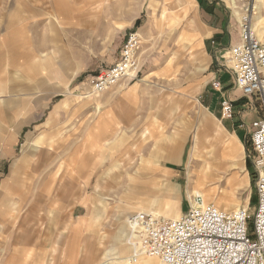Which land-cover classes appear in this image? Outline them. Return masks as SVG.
<instances>
[{
  "label": "rangeland",
  "instance_id": "rangeland-1",
  "mask_svg": "<svg viewBox=\"0 0 264 264\" xmlns=\"http://www.w3.org/2000/svg\"><path fill=\"white\" fill-rule=\"evenodd\" d=\"M55 1L0 0V209L10 211L0 214V264H157L150 256L131 258L127 219L141 207L179 217L194 190L225 211L251 216L248 135L239 159L211 135L199 153L189 152L210 111L203 100L218 103L217 120L208 115L215 123L227 94L244 124L263 113L257 98L247 110L221 66L225 49L216 60L203 48L205 4L126 0L121 15L110 16L106 0H65L61 10ZM216 1L230 25L236 15ZM256 5L253 25L264 38V6ZM133 29L141 40L136 77L88 92L87 80L117 59ZM201 57L215 63L202 69ZM189 172L202 179L189 184ZM11 230L39 238L28 244Z\"/></svg>",
  "mask_w": 264,
  "mask_h": 264
},
{
  "label": "built area",
  "instance_id": "built-area-1",
  "mask_svg": "<svg viewBox=\"0 0 264 264\" xmlns=\"http://www.w3.org/2000/svg\"><path fill=\"white\" fill-rule=\"evenodd\" d=\"M219 1L237 16L240 29V42L227 51L224 68L252 111L255 98L262 105V115L248 127L256 205L251 216L240 208L225 211L192 191L185 212L177 218L142 211L132 214L128 240L133 255L155 257L157 264H264V38L253 25L258 0ZM140 43L136 30L126 33L116 61L87 80L88 92L100 93L121 79H134ZM234 113L233 101L226 96L220 103L221 118L232 119Z\"/></svg>",
  "mask_w": 264,
  "mask_h": 264
},
{
  "label": "crops",
  "instance_id": "crops-1",
  "mask_svg": "<svg viewBox=\"0 0 264 264\" xmlns=\"http://www.w3.org/2000/svg\"><path fill=\"white\" fill-rule=\"evenodd\" d=\"M100 1H103V0H100ZM106 1L108 2L109 15L110 16H120L122 11H123V7L126 3V0H114V1L113 0H106ZM181 1L182 0H176L177 3L181 2ZM198 3L205 4V6L202 7V14H201L202 28L200 30L201 35H202L203 48L205 49L206 52H209L210 54L214 55V58H216V60L217 59L219 60L217 53L220 54V52L225 49L224 61H226L227 51L229 50V48L240 42V32H238L236 30V28L239 29L238 18H237V16H234L232 14L230 17L231 22L229 25L224 14H223L224 13L223 10L221 8H219L218 2L216 0H198ZM258 3H259L258 8L264 6V0H258ZM55 5H56L57 9L61 10V8L65 5V0H56ZM261 28H262L261 31H264V27H261ZM192 30H194V28H192ZM195 35H197V34H195ZM207 41H210V44L213 43L214 45H209V44L206 45L205 42H207ZM194 52L197 53V48L194 50ZM219 56H222V55H219ZM214 63H212V59H211V61L208 64V60L204 57H201V59L199 61V66H200V68L203 69L206 66H211ZM219 64L221 65V63H219ZM221 66H224V65L222 64ZM216 70H219V69L217 68ZM211 73H213V75L215 76V72H213L211 70ZM229 75L231 76L230 73H229ZM222 79H223V77H221V80ZM222 82L224 83V81H222ZM232 82L234 83L233 78H232ZM228 91H229V89L226 90V92H228ZM226 96H229V98H230V94H227ZM226 96H224L223 98H225ZM203 102L205 103V106H207V108L210 107V109H209L210 111H209V113H206L205 116H203L201 118L198 132H196L194 134V137H193L192 146H191V149L189 151L190 155L193 156V155H196L197 153H199V151H201L204 147V136L205 135L206 136L211 135L213 137V139L215 140V142L217 143V145L222 146L223 149H225V151H226L225 153L227 155H231L234 158H238L241 155V151H242L241 147L243 148L242 140L246 135H248V130H249L248 127H249L250 123H248V124L243 123L244 114L242 116H240L239 111L236 112L237 113L236 117L234 115V117L232 119H225V120L221 118L222 120H220V123H215L214 121H211L208 118V115L210 117L214 118L215 120H217L216 116L214 115L215 112L213 110H214V108L217 107L218 103H216L214 105L213 101L205 102V100H203ZM246 103H247V101H246ZM247 106H248V107H246L247 110H249L251 113L252 110L249 108L248 103H247ZM219 110H220V108L218 107L217 111L219 112ZM255 118H257V117H255ZM255 118H253L252 120H254ZM228 120H230L231 122H229ZM227 132L231 136L230 139L229 138L226 139L225 135H227ZM178 145L179 144H174L172 147V149L175 152L177 151ZM182 158H183V155H181V157H180V163L178 161L173 162L174 160H171L168 158H164V159H166L170 162H173L174 165L178 166V164H181ZM166 169L171 170L172 174L177 175V177L181 173V169L177 168V167L172 168V167L166 166ZM200 177L201 176L198 174H194L192 172H189V174H188L189 184L197 183L199 180L202 179V177L201 178ZM194 192H195V190H194ZM22 208H23V206H19V204H18L15 210L17 211V213H19V211ZM35 208L36 207H32L31 205H28L27 211L28 210H29V212L33 211V210H35ZM140 210L141 211H148L147 209H145L143 207H141ZM179 210H180L179 214L181 215L182 212L184 211V209L181 206L179 208ZM5 212H6V214L10 213V211L8 209H0L1 215H4ZM125 212H126L125 210H122L121 214H125ZM154 213L157 214L156 212H154ZM175 218H177V217H175ZM0 220L3 221V218L1 219V216H0ZM19 230L24 231L23 228H21V227H19ZM19 230H18V232L16 230H11V232L9 234H11L14 231H15L14 233H21L20 236H23V240L25 241V243H28V244H29V242H31L34 239V237L39 238L38 235L30 236V235L22 234V232H20ZM14 233H12V234H14ZM119 257L120 256H113L111 259L113 260V259H117Z\"/></svg>",
  "mask_w": 264,
  "mask_h": 264
},
{
  "label": "bare ground",
  "instance_id": "bare-ground-1",
  "mask_svg": "<svg viewBox=\"0 0 264 264\" xmlns=\"http://www.w3.org/2000/svg\"><path fill=\"white\" fill-rule=\"evenodd\" d=\"M259 37H260V36H259ZM137 57H138V56H137ZM197 192H198V191H197ZM142 212H147V211H142ZM127 224H128V219H127ZM128 234H129V232H128ZM142 256H143L142 254L140 255V254H137V253H136L135 255H132L131 258H134V257L137 258V257H142ZM150 257H151V256H150ZM151 258L156 259L155 257H151Z\"/></svg>",
  "mask_w": 264,
  "mask_h": 264
}]
</instances>
